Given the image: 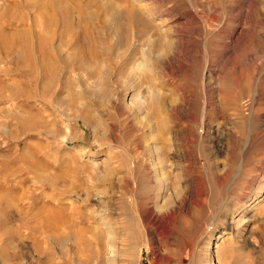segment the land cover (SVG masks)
<instances>
[{
  "label": "rangeland",
  "instance_id": "1",
  "mask_svg": "<svg viewBox=\"0 0 264 264\" xmlns=\"http://www.w3.org/2000/svg\"><path fill=\"white\" fill-rule=\"evenodd\" d=\"M263 189L264 0H0V264H264Z\"/></svg>",
  "mask_w": 264,
  "mask_h": 264
},
{
  "label": "bare ground",
  "instance_id": "2",
  "mask_svg": "<svg viewBox=\"0 0 264 264\" xmlns=\"http://www.w3.org/2000/svg\"><path fill=\"white\" fill-rule=\"evenodd\" d=\"M114 11V10H113ZM117 11V10H116ZM120 11V10H119ZM115 12V11H114ZM117 13V12H116ZM114 14V13H113ZM124 15V14H123ZM122 15V16H123ZM137 15V14H136ZM113 17V16H112ZM124 17V16H123ZM125 18V17H124ZM140 18H142V17H137L136 18V20L134 21V24H135V27H134V30L135 31H133V33H132V36H136L137 37V39H138V41H139V43L140 44H142V42L144 41L143 39H144V35H143V26H142V19H140ZM113 19V18H112ZM115 20H116V18H115ZM113 23V22H112ZM117 23H118V25L121 23L120 21H119V15L117 16V22H116V25H117ZM56 24V23H55ZM126 25V24H125ZM143 25L145 26V23H143ZM118 30V29H117ZM160 33V32H159ZM151 35V34H150ZM149 35V37H151ZM161 36H163V38H165L164 37V35L162 34ZM149 37H148V40H147V42H146V44H148L150 41H149ZM78 38V37H77ZM133 38V37H132ZM163 38L161 39V40H163ZM152 39V38H151ZM116 40V39H115ZM165 40V39H164ZM125 41L127 42L128 41V37H127V35H120V36H118V38H117V43L118 44H121V42H124L125 43ZM163 42V41H162ZM161 42V43H162ZM149 46H150V43H149ZM151 47V46H150ZM157 47V46H156ZM160 47H161V45H160ZM79 48H81V46L79 47ZM137 48V47H136ZM135 48V49H136ZM161 49V48H160ZM158 50V49H157ZM149 52H150V54H152L155 58H156V60L158 59V57H157V53H159V51L157 52V53H155V49H154V47L151 49V51L149 50ZM137 54H139V51H138V53L136 52V50L134 51V50H132V51H130L129 52V61L130 62H132L131 63V66L128 68V69H125V71L123 72L124 73V79H122L121 77H117V79H115L116 81L115 82H119V84L121 85V88L123 87L124 89H125V91H127V90H129V91H131L132 92V94H131V92H130V94H131V98H130V105H132L134 108H135V110H136V112H138V111H142L143 110V108L145 107V106H143V100H139V99H137V97L136 96H138L139 94H141L142 92H144L143 91V89H142V87H143V83H145V82H148L149 81V79H148V77H147V75H148V69L147 68H145L144 70H142V71H139V70H137V68L136 67H138L139 65H140V63H139V59H138V57L140 56V54H139V56L137 55ZM85 55H86V53H85ZM145 55V54H144ZM148 56V55H147ZM148 58V57H147ZM81 61V60H80ZM84 61H85V59H84ZM80 63V62H79ZM81 64H83V63H81ZM88 65H89V63H88ZM95 65V64H94ZM149 66V65H148ZM85 67V66H84ZM89 68V67H88ZM54 73V72H53ZM93 74V73H92ZM120 76V75H119ZM103 80V79H102ZM117 84V83H116ZM117 86V85H116ZM150 87V86H149ZM156 86H154L153 88H155ZM146 88H148V87H146ZM150 89V88H149ZM91 91V90H90ZM150 91V90H149ZM157 91H158V89H157ZM156 91V92H157ZM151 92V91H150ZM157 93H159V92H157ZM91 94H92V92H91ZM99 94V93H98ZM107 94V93H106ZM151 94V95H150ZM149 94V96H150V104L154 107V109H155V111H157V110H161L159 107H158V103L159 104H161L160 103V101L158 102L157 101V96H156V93L154 92V90L151 92ZM93 95V94H92ZM91 95V96H92ZM103 95H105V94H103ZM141 95H143V94H141ZM141 95H139V96H141ZM146 96H147V94H145ZM99 96V95H98ZM160 96V95H159ZM149 98V97H148ZM160 98V97H159ZM143 99V98H142ZM98 100V99H97ZM128 100V99H127ZM127 102H129V101H127ZM157 102V103H156ZM69 103V102H68ZM125 102H123V104H124ZM125 105V104H124ZM160 106V105H159ZM133 107H131V108H133ZM161 107V106H160ZM163 107V106H162ZM161 107V108H162ZM159 108V109H158ZM145 109V108H144ZM149 109H150V107H149ZM128 110H130V108L128 109ZM146 112V111H145ZM144 112V113H145ZM139 113V112H138ZM143 113V112H142ZM141 113V114H142ZM80 114H81V112H80ZM132 114V113H131ZM137 114V113H136ZM147 114H148V111H147ZM160 113H157L156 115H159ZM133 115H135V113L133 114ZM138 115H140V113L138 114ZM149 115V114H148ZM154 115V114H153ZM156 115H154V117L156 116ZM81 116V115H80ZM96 116V115H95ZM95 116H91V117H88V116H86V117H84L82 120V122H84L85 124H88V125H90L92 128H96L97 126H98V124L100 123L99 121H98V119L95 117ZM145 116V115H144ZM147 116V115H146ZM150 116V115H149ZM161 116V115H160ZM142 118V117H141ZM156 118V117H155ZM159 118H161V117H159ZM78 119H79V117H78ZM162 119V118H161ZM160 119V120H161ZM146 120V119H145ZM156 120H158V116H157V119ZM163 120V119H162ZM146 122H148L149 123V121H148V119H147V121ZM153 122V121H152ZM156 122V121H155ZM160 122V121H159ZM164 122V121H163ZM158 123V122H157ZM157 123H156V125H157ZM165 123V122H164ZM155 124V123H154ZM154 124L152 123V126H154ZM160 124H162L161 122H160ZM160 124L159 125H157L158 127L157 128H159V126H160ZM148 126V125H147ZM167 126V125H166ZM169 127V126H168ZM154 128V127H153ZM164 128V127H163ZM167 128V127H166ZM151 129V128H150ZM162 129V128H161ZM153 130V129H152ZM156 130V129H155ZM155 130H153V131H155ZM158 130V129H157ZM156 130V131H157ZM162 131V133L164 132L163 130H161ZM165 131H167V130H165ZM157 132H160V130L159 131H157ZM151 133H153V132H151ZM156 133V132H155ZM171 132H169V135H167L166 137H170V134ZM150 134V133H149ZM148 134V135H149ZM159 134V133H158ZM155 135H157V134H155ZM147 136V135H146ZM160 136H161V134H160ZM151 137H154V134H153V136H151ZM156 138V137H155ZM164 138H165V135H164ZM152 139H154V138H152ZM158 139V138H157ZM157 139H154V140H156L157 141ZM162 139H163V137H162ZM167 139V138H166ZM169 139V138H168ZM164 140V139H163ZM159 142V141H158ZM157 142V143H158ZM154 144H155V142H154ZM163 144V143H162ZM166 144H167V142H166ZM157 145V144H156ZM165 145V144H164ZM164 145H161L160 146V144H159V147H158V145H157V147L160 149V148H163L164 147ZM171 145V144H170ZM168 145H166V147H167ZM156 148V147H155ZM158 148H156V149H158ZM147 149H148V147H147ZM164 149V148H163ZM162 149V151L163 152H165L164 150L166 149H164L163 150ZM167 149H169V148H167ZM166 149V150H167ZM173 149V148H172ZM171 148L169 149V151L170 150H172ZM174 150V149H173ZM147 151H149V149L147 150ZM152 151H154V149L152 150ZM158 152V151H157ZM156 152V153H157ZM162 152V153H163ZM166 152H168V150L166 151ZM165 152V153H166ZM152 153H154V152H152ZM159 153V152H158ZM164 153V154H165ZM170 154L172 153L171 151L169 152ZM169 153H168V155H169ZM160 154H161V152H160ZM154 155L156 156V154L154 153ZM166 156H167V154H166ZM168 157H170V155L168 156ZM152 158V157H151ZM159 158V157H158ZM157 158V159H158ZM163 158H164V155H163ZM162 158V159H163ZM156 159V160H157ZM155 160V161H156ZM168 160H170V159H168ZM165 162V161H164ZM152 165H153V167L156 165H154V160H152ZM170 163V162H169ZM158 164H160L161 165V169H163L164 171H165V167H164V163H163V161H160L159 160V163ZM147 165H149V164H147ZM152 165H151V167H152ZM165 165H166V163H165ZM169 165V164H168ZM167 165V166H168ZM158 166V165H157ZM156 166V167H157ZM150 167V169H152ZM171 167H172V165H171ZM160 169V168H159ZM158 169V170H159ZM173 170V169H172ZM152 171V170H151ZM160 171L159 170V172H158V176H160V178H161V180H160V182H159V184H155V187H156V191H155V193H157V194H161V192L162 191H164V192H167V190H168V186H169V184H170V182H169V180L167 179V173H165V172H167V171ZM154 172H156V171H154ZM172 172V171H171ZM171 172H169V173H171ZM157 173V172H156ZM156 175V174H155ZM168 175H170L171 176V174H168ZM169 176V177H170ZM172 177H173V174H172ZM154 179V178H153ZM171 180V179H170ZM173 181V180H172ZM171 181V182H172ZM153 182V181H152ZM171 186V185H170ZM171 188H173V187H171ZM153 189H154V187H153ZM168 193V195H169V192H167ZM263 193H264V189H263ZM158 195V196H159ZM161 196V195H160ZM171 196V195H170ZM163 197V196H162ZM165 198H166V195L164 196ZM161 198V197H160ZM163 199V198H162ZM167 199V198H166ZM155 201V200H154ZM157 202H158V200H157ZM155 203V202H154ZM159 204V203H158ZM153 213H151V215H152ZM150 215V216H151ZM156 218V217H155ZM225 247V246H224Z\"/></svg>",
  "mask_w": 264,
  "mask_h": 264
}]
</instances>
